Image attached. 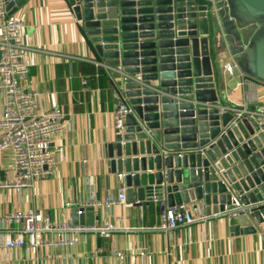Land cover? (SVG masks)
Masks as SVG:
<instances>
[{"label": "water", "instance_id": "95a60500", "mask_svg": "<svg viewBox=\"0 0 264 264\" xmlns=\"http://www.w3.org/2000/svg\"><path fill=\"white\" fill-rule=\"evenodd\" d=\"M2 1L11 16L27 0ZM63 1L97 57L130 76L124 128L104 145L127 200L198 202L231 234L264 231V122L219 102L233 78L264 84V0ZM95 213L75 206L72 222Z\"/></svg>", "mask_w": 264, "mask_h": 264}, {"label": "crops", "instance_id": "0c3cea01", "mask_svg": "<svg viewBox=\"0 0 264 264\" xmlns=\"http://www.w3.org/2000/svg\"><path fill=\"white\" fill-rule=\"evenodd\" d=\"M11 17L22 22L27 48L23 61L28 73L19 80L20 87L38 93L39 111L58 107L63 116L62 129L50 144L55 162L50 177L30 188L16 187L13 156L9 149L0 151V215L32 209L56 221L71 214L75 206L68 202L114 198L124 186L121 176L107 172L104 159V145L116 135L118 77L114 82L103 70V61L63 0H27ZM225 85L219 96L223 108L246 105L257 110L264 105V84L239 76ZM3 99L0 89V118ZM140 204L126 198L125 204L94 208L96 224L108 222L114 227L107 238L84 233L72 245L0 250V264H264V231L234 235L213 215L165 231L156 227L166 206L156 200ZM195 204L205 214L201 203ZM64 234L51 231L45 236L56 240ZM97 249L102 251L94 254ZM114 249L125 253L122 260Z\"/></svg>", "mask_w": 264, "mask_h": 264}, {"label": "built area", "instance_id": "2783aa9c", "mask_svg": "<svg viewBox=\"0 0 264 264\" xmlns=\"http://www.w3.org/2000/svg\"><path fill=\"white\" fill-rule=\"evenodd\" d=\"M214 4V0H211ZM23 24L20 20L7 15L4 2L0 0V89L3 91V112L0 118V151L9 149L13 156L14 179L12 183L20 188H30L40 179L53 174L55 162L50 149L53 137L61 129L62 111L58 107L50 110H38V93L33 89H23L19 80L26 77L28 69L23 61L26 46L22 41ZM103 70L114 79L118 77L113 109L114 126L124 128V116L130 111L127 99L121 94L120 81L130 78L118 67L100 63ZM99 64V65H100ZM226 73H231L225 65ZM228 109L237 116L246 114L264 122V105L257 110ZM222 109V110H224ZM126 188L120 187L116 197L106 196L103 200L70 201L68 206H92L125 204ZM207 217L195 203L164 207L160 212V224L157 229L170 231L181 225L194 223ZM114 227L111 223L78 225L73 224L72 215L53 220L48 214L39 210H15L0 215V250L23 247L25 250H37L41 247L56 244L77 243L79 236L92 233L100 237H109ZM51 231L64 232L65 237L48 239L45 234ZM97 249L93 253H100ZM116 258L122 260L124 252L113 250ZM144 255V251H140Z\"/></svg>", "mask_w": 264, "mask_h": 264}]
</instances>
